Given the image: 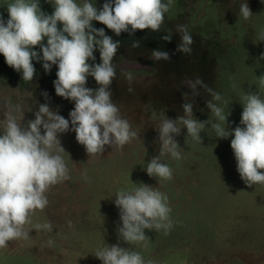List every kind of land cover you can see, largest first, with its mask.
Wrapping results in <instances>:
<instances>
[{"label": "rangeland", "instance_id": "374dc122", "mask_svg": "<svg viewBox=\"0 0 264 264\" xmlns=\"http://www.w3.org/2000/svg\"><path fill=\"white\" fill-rule=\"evenodd\" d=\"M12 2L0 0L5 20L7 5ZM91 2L101 9L105 0ZM245 2L253 13L248 20L240 14ZM40 6L48 14L54 11L48 0H40ZM92 23L120 41L112 60L115 77L109 90L120 117L128 120L137 138L122 149L106 146L102 155L88 156L74 131L59 134L65 150L60 154L70 179L49 188L47 206L36 210L31 224L26 225L29 238L11 241L9 247L0 249V264H102L94 254L106 244L140 253L145 264H264V184L249 187L241 179L230 147L233 137L217 138L207 125L200 134L201 144L182 129L175 137L181 158L163 157L172 169V179L149 177L144 170L159 154L156 128L164 115L171 119L184 115L183 103H194L193 114L199 121L214 122L206 107L212 99L208 89L221 94L228 102L225 112H231L227 124L231 131L243 127L240 120L246 93L258 92L264 99L260 80L264 77V42L258 39L264 30V0H173L159 31L136 30L131 36L128 32L116 36L102 23ZM178 25H186L193 38L191 53L176 51L182 42ZM169 31L171 42L162 39ZM134 41H139V47L132 46ZM153 50L167 51L171 59L156 60ZM94 56L95 62H88L100 63L98 49ZM33 64L34 78L25 81L0 54V120L10 111L18 121L24 116L22 124L26 125L44 103L69 119L74 102L55 92L57 66L46 73L42 61ZM197 79L202 85L193 98L189 81ZM85 86L99 87L91 76ZM43 92L48 93L47 99ZM3 127L0 124V134ZM132 182L148 184L168 197L172 221L168 234L163 229H145L149 239L134 244L118 236L122 222L115 196L120 190L134 188ZM44 223L52 225L50 231L36 229V224Z\"/></svg>", "mask_w": 264, "mask_h": 264}, {"label": "clouds", "instance_id": "9594fccd", "mask_svg": "<svg viewBox=\"0 0 264 264\" xmlns=\"http://www.w3.org/2000/svg\"><path fill=\"white\" fill-rule=\"evenodd\" d=\"M48 2L54 7L52 14L41 9L40 0H14L7 5L8 19L0 14V54L8 66L22 73L25 81L34 78L33 61H42L46 73L56 65L55 92L73 101L74 109L66 119L47 103L39 104L35 118L26 125L22 124L24 116L18 121L10 111L3 113L4 119L0 120L4 126L0 134V249L9 247L11 241L28 239L30 231L26 225L31 224V216L36 210L42 211L47 206L46 192L51 186L70 179L69 169L60 154L65 150L59 134L74 131L76 141L84 146L88 156L102 155L106 146L122 149L137 138L128 120L120 117L109 90L115 77L112 60L120 41H114L103 28H95L92 22L102 23L116 36L122 32L131 36L136 30L159 31L173 0H167V3L163 0H105L101 9L91 0ZM240 14L244 20L253 15L247 2L241 5ZM177 31L182 34V42L176 51L191 53L193 38L187 26L178 25ZM162 39L171 42V31ZM258 39L264 42V30ZM37 46L39 51L35 50ZM132 46L139 47V41H134ZM96 49L101 62L90 64L88 61L96 60ZM152 55L156 60L171 59L167 51L153 50ZM89 76L99 85L97 89L85 86ZM260 80L264 84V77ZM198 85H202L199 79L189 81L193 98L199 95ZM208 91L212 99L207 101L206 107L215 121L196 119L192 102L181 105L184 115L176 119L164 115L156 128L159 154L147 163L144 170L149 177L171 180L172 169L163 162V157L170 154L177 160L181 158V147L175 137L186 129L188 136L202 144L200 134L210 125L217 138L233 137L230 147L237 171L246 185L264 184V171H261L264 170V99L258 92L246 93L240 120L243 127L237 126L230 131L227 124L231 112H225L228 102L221 94L211 89ZM42 95L48 98L47 92ZM133 184L134 188L120 190L115 196L114 203L122 222V226L117 227L118 236L128 244H134L149 239L145 229H163L168 234L172 227L168 197L143 182ZM35 227L50 231L52 225L44 223ZM94 256L102 264H145L140 253L119 244H106Z\"/></svg>", "mask_w": 264, "mask_h": 264}, {"label": "flooded vegetation", "instance_id": "af4514ba", "mask_svg": "<svg viewBox=\"0 0 264 264\" xmlns=\"http://www.w3.org/2000/svg\"><path fill=\"white\" fill-rule=\"evenodd\" d=\"M152 55V54H151Z\"/></svg>", "mask_w": 264, "mask_h": 264}]
</instances>
